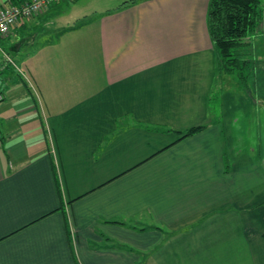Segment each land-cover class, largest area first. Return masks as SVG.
Instances as JSON below:
<instances>
[{"label": "crops", "instance_id": "1", "mask_svg": "<svg viewBox=\"0 0 264 264\" xmlns=\"http://www.w3.org/2000/svg\"><path fill=\"white\" fill-rule=\"evenodd\" d=\"M63 1L0 37L31 80L0 69V264H264V165L231 159L227 94L209 110L208 0L71 23Z\"/></svg>", "mask_w": 264, "mask_h": 264}, {"label": "rangeland", "instance_id": "2", "mask_svg": "<svg viewBox=\"0 0 264 264\" xmlns=\"http://www.w3.org/2000/svg\"><path fill=\"white\" fill-rule=\"evenodd\" d=\"M69 1L70 2L64 0L62 2L63 6H66L65 8L71 9L65 16L69 23L85 13L89 15L95 12L94 10L98 12L104 11L103 9L91 8V6L85 7L84 9L74 8L77 1L84 0ZM262 2L264 8V0ZM91 3H94V1L91 0ZM47 33L43 31L40 35L45 36ZM247 39L248 44L241 51V58L249 61L246 68L243 69L244 75H240L239 77L234 74L217 75L216 83L210 95L209 110L210 113L213 114L215 120L223 121L222 114L225 113L222 105L224 99L223 95L227 94L225 96V109L226 114L229 116L228 122L230 126L228 130L230 133H227L229 136L227 140V146L230 150L229 155L231 159L236 157V160L239 159L242 164L250 166L256 165L257 169L262 170V166L264 165V19L257 29H255L254 33L250 34ZM1 41L2 40H0V43ZM33 44L36 45L38 43L34 42ZM25 45L26 44H23L21 49L25 48L24 50H26V52L32 51V49L29 50V46L24 47ZM2 46L4 47V45ZM4 48L16 64L15 66L6 64L5 61L0 59V69H4V73L13 72L15 69L16 73H19L27 82H31L29 75L18 65L22 58L20 52L10 50L7 46ZM17 54L20 55L18 56ZM88 54L92 61L91 65L95 68L96 61L91 56L92 54L90 52ZM0 57H2L1 54ZM241 76H243V79H241ZM244 161H247V163ZM249 171L254 172L256 170L249 169ZM258 182V179L249 180V191L256 189V184Z\"/></svg>", "mask_w": 264, "mask_h": 264}, {"label": "trees", "instance_id": "3", "mask_svg": "<svg viewBox=\"0 0 264 264\" xmlns=\"http://www.w3.org/2000/svg\"><path fill=\"white\" fill-rule=\"evenodd\" d=\"M8 1L11 4L18 5L25 0ZM262 1L208 0L206 26L209 39L216 53L217 75L234 74L237 77L244 75L243 69L246 68L249 61L241 58V51L248 44V36L254 33L264 19ZM241 79H243V76H241ZM210 99L211 96H209V102ZM211 116L213 117V114ZM203 128H205V125L188 128L180 132L179 139L193 135ZM156 228L159 227L156 226Z\"/></svg>", "mask_w": 264, "mask_h": 264}, {"label": "built area", "instance_id": "4", "mask_svg": "<svg viewBox=\"0 0 264 264\" xmlns=\"http://www.w3.org/2000/svg\"><path fill=\"white\" fill-rule=\"evenodd\" d=\"M58 1L59 0H25L18 5L11 3L0 5V36L7 35L15 24L44 12L49 5ZM0 54L4 57L6 63L15 66L11 56L6 53L1 46ZM2 98L3 95H0V100H2ZM1 144L2 139L0 137V147Z\"/></svg>", "mask_w": 264, "mask_h": 264}, {"label": "clouds", "instance_id": "5", "mask_svg": "<svg viewBox=\"0 0 264 264\" xmlns=\"http://www.w3.org/2000/svg\"><path fill=\"white\" fill-rule=\"evenodd\" d=\"M0 37H2V36H0ZM2 48V47H1ZM3 49V48H2ZM4 50V49H3ZM5 51V50H4ZM6 52V51H5ZM7 53V52H6ZM3 57V56H2ZM4 58V57H3ZM12 58V57H11ZM13 59V58H12ZM4 61H5V59H4ZM14 61V60H13ZM6 63V62H5ZM14 63H15V61H14ZM6 64H8V63H6ZM16 64V63H15Z\"/></svg>", "mask_w": 264, "mask_h": 264}]
</instances>
